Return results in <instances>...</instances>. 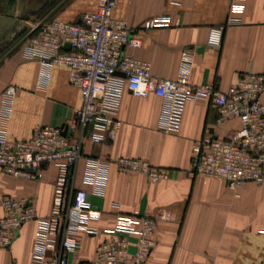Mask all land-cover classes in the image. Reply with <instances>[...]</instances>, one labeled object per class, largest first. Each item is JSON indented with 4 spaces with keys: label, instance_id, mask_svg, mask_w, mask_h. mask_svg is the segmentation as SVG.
<instances>
[{
    "label": "crops",
    "instance_id": "obj_1",
    "mask_svg": "<svg viewBox=\"0 0 264 264\" xmlns=\"http://www.w3.org/2000/svg\"><path fill=\"white\" fill-rule=\"evenodd\" d=\"M115 1L114 15L132 27L153 15L170 16V26L139 31L142 45L126 48L148 61L156 77L173 79L187 73L194 84L213 83L226 90L247 70L264 73V0H245L241 21L230 24L232 0ZM57 3L50 19L79 21L84 11L96 8L97 0ZM33 11L31 16H20L18 10L0 14V115L3 92L13 85L17 93L8 135L14 139L29 138L41 124L64 125L82 104L68 67L44 68L39 61L24 57L22 39L43 17L42 12ZM211 25H224L220 46L206 42ZM166 105L164 97L136 96L124 87L115 138L99 143L85 138L78 183L88 190L96 216L91 220L93 232H79L80 247L70 254L69 264H93L96 246L112 235L108 229L117 213L134 209L155 216L171 214L170 219L159 221L157 245L145 264H257L264 255V183L247 182L232 190L221 180L192 171L194 141L208 131L223 135L238 122L217 124L218 109L209 99L178 95L169 116ZM120 156L147 159L167 176L151 182L142 173L119 171L113 160ZM90 157L110 160L104 193L83 182ZM56 172L55 165H45L43 178L30 179L5 174L0 168V200L5 195L27 197L40 215H48ZM37 226L36 220L26 222L12 245L0 248V264L31 262ZM128 239L134 249L135 237Z\"/></svg>",
    "mask_w": 264,
    "mask_h": 264
},
{
    "label": "built area",
    "instance_id": "obj_2",
    "mask_svg": "<svg viewBox=\"0 0 264 264\" xmlns=\"http://www.w3.org/2000/svg\"><path fill=\"white\" fill-rule=\"evenodd\" d=\"M244 1H231L228 24L241 21ZM115 5V0H97L96 8L84 11L79 21L39 19L22 39L21 50L26 59L37 60L44 68L68 67L70 82L79 87L82 104L67 123L41 124L29 138H10L8 122L17 89L9 85L3 92L4 108L0 115L3 173L41 179L45 165L53 164L57 170L48 215H40L27 197L5 195L0 200V248L12 245L26 222L37 221L33 258L26 264H69L70 254L80 247L79 232L94 231L91 220L96 214L92 211L89 192L78 183L82 145L85 138L94 143L115 138L124 87L136 96L153 93L166 98L168 116L178 95L212 101L218 109L217 124L236 120L238 126L223 135L208 131L195 140L192 171L221 180L232 190L247 182L264 183V73L247 70L226 90L216 88L213 83L194 84L187 73L173 79L156 77L148 61L126 48L142 45L139 31L170 26V16L153 15L132 27L126 19L114 15ZM223 32L224 25H211L207 44L220 46ZM66 44L70 48H65ZM113 161L119 171L142 173L151 182L167 176L166 171L147 159L120 156ZM110 164L108 159L88 158L83 182L94 185L95 192L104 193ZM170 218L169 212L155 216L138 209L117 213L108 229L112 235L98 243L92 263L145 264L157 245L155 232L159 221ZM128 236L135 237L134 249ZM257 264H264V255Z\"/></svg>",
    "mask_w": 264,
    "mask_h": 264
},
{
    "label": "rangeland",
    "instance_id": "obj_3",
    "mask_svg": "<svg viewBox=\"0 0 264 264\" xmlns=\"http://www.w3.org/2000/svg\"><path fill=\"white\" fill-rule=\"evenodd\" d=\"M57 2L58 0H0V14L16 13L18 10L20 16H31L35 13L33 11L35 9L37 12H42L39 15L43 16L41 18L46 21L51 18V12L57 6ZM46 11L49 15H44Z\"/></svg>",
    "mask_w": 264,
    "mask_h": 264
},
{
    "label": "water",
    "instance_id": "obj_4",
    "mask_svg": "<svg viewBox=\"0 0 264 264\" xmlns=\"http://www.w3.org/2000/svg\"><path fill=\"white\" fill-rule=\"evenodd\" d=\"M65 48H70V45L69 44H66L65 45ZM116 74H120V75L125 76V74L124 73H121V72H116ZM63 133H65V131Z\"/></svg>",
    "mask_w": 264,
    "mask_h": 264
}]
</instances>
